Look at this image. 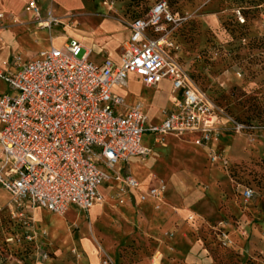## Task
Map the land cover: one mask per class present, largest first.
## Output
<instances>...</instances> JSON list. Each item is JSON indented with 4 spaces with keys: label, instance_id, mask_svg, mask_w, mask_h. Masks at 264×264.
<instances>
[{
    "label": "rangeland",
    "instance_id": "rangeland-1",
    "mask_svg": "<svg viewBox=\"0 0 264 264\" xmlns=\"http://www.w3.org/2000/svg\"><path fill=\"white\" fill-rule=\"evenodd\" d=\"M65 1L40 0L42 13L51 7L61 24L41 31L36 42L30 35L16 50L21 57L60 47L72 28L88 31L93 13L128 27L165 1L179 17L168 27L178 62L214 105L220 127L206 147L189 134L165 135L155 154L141 159L150 168L145 175L122 169L139 185L149 182L142 190L161 188L156 198L140 199L111 173L93 217L66 210L53 212L61 225L54 218L38 224L49 212H24L0 191V264H264V0L256 6L239 0H82L85 8L70 12L66 8L77 5ZM18 17L3 14L0 26ZM127 89L149 115L171 93L166 81L147 87L129 80ZM143 139L154 144L153 134ZM244 189L252 191L250 198ZM40 250L47 253L43 262Z\"/></svg>",
    "mask_w": 264,
    "mask_h": 264
},
{
    "label": "built area",
    "instance_id": "built-area-1",
    "mask_svg": "<svg viewBox=\"0 0 264 264\" xmlns=\"http://www.w3.org/2000/svg\"><path fill=\"white\" fill-rule=\"evenodd\" d=\"M23 9L39 28L61 24L51 7L43 14L37 0H28ZM178 21L166 2L158 1L129 22L118 61H93L91 49L74 38L30 59L13 54L3 61L0 78L12 92L0 94V186L15 206L27 213L37 206L54 213L70 205L88 211L111 174L103 167L138 191L140 199L156 198L161 188L142 190L137 180L121 173L131 157L150 155L144 133L155 135L158 143L168 134L194 133L195 144L205 147L216 139L217 111L190 83L168 37V27ZM129 73L148 87L169 79L171 94L180 92L174 109L160 111L159 123L148 122L140 101L128 105L112 90L125 86ZM243 193L246 199L252 196L250 189ZM46 258L40 250L38 260Z\"/></svg>",
    "mask_w": 264,
    "mask_h": 264
},
{
    "label": "crops",
    "instance_id": "crops-1",
    "mask_svg": "<svg viewBox=\"0 0 264 264\" xmlns=\"http://www.w3.org/2000/svg\"><path fill=\"white\" fill-rule=\"evenodd\" d=\"M27 1L28 0H0V12L7 14L11 17L13 15L19 14V17L16 18V20L18 21H13V19L11 18L9 20L10 23L7 26H0V68L2 69H5V67L1 64V62L5 58L10 57L12 54H19L17 53L16 50L28 44V38L30 37V35L34 36L35 38L34 41L36 42L39 39L40 40L42 39L39 36L40 32L47 29V28H39V29L36 28L37 25L34 22L35 20L34 15L31 12H24V11L22 12L23 7ZM58 2H60L62 5H67L66 4L67 2L65 0L63 1L58 0ZM69 2L75 3V5H77V8L74 9L66 8L65 12H70L77 9L81 10L85 8L84 2L82 0H69ZM38 3H40V0H38ZM57 5L59 6L58 3ZM93 15L95 16V18L88 31L79 27L76 28L70 27L75 31H73L72 36L69 38L77 39L82 44L89 47L91 49L90 58L95 62L98 63L102 62L105 58H110L113 59L114 61H118L121 45L125 40L128 39L130 35L129 28L125 27L122 23L118 21L112 20L107 17H103L98 13H93ZM85 41H89L90 43H87ZM34 55L35 54H33L30 58H32ZM30 58H24V59H30ZM0 80L3 81V83L5 84V89L1 90L0 94L6 92H12L9 85L3 79L0 78ZM129 80H132L133 82H137L142 86H146L141 82L138 75H136L135 73H129L127 77L126 85L114 86L112 90L115 93H118L121 96H123L128 105H132L135 102H137V100L135 99L132 100L130 97V95H134V94L131 92V90L127 89ZM163 81H166L168 83L169 91L171 92V81L169 79L161 80L156 86H158ZM179 101H180V92H176L173 95L170 93L166 101L155 108L156 111L155 113L149 115L143 108L145 114L148 117V122L152 124L159 123L162 119V117L160 116L161 109H170V110L174 109ZM168 103L170 104L168 107H162L163 105H167ZM145 134L148 133L143 134L142 143L143 145L151 148L150 155L155 154L153 150L154 147H156L155 144H157L158 146V144L160 143L155 142V135H153L154 144H150L149 142L144 141L143 137L145 136ZM189 135L192 138H194L195 136L194 133H191ZM154 161H155V157L153 156V159L150 161V164L153 165ZM143 162L144 161H142L138 157H131L126 163L122 164L121 169H123L126 166L128 167L130 166L131 170L134 173L145 175L150 168L147 169L146 165H144ZM103 169L109 173H112L111 170L105 167H103ZM148 186H149V182H146L145 184L142 183L140 184V187L144 189L147 188ZM100 188L101 185L99 186V190ZM0 191L3 194H7V196L9 197V193L6 190H4L1 186H0ZM133 195L136 197L135 193H133ZM101 208L102 205L99 203H95L94 206L91 207L88 211H84L77 208L74 205H70L67 211H69V213L75 212L78 215L90 212V215L93 217L101 210ZM34 209H38L40 211L39 212L40 214L43 213V211L49 212L50 214L48 218H43L40 221H37L38 224L39 223L53 224V222L50 219L54 218L55 220L54 222L61 225V219L58 216H56L53 212L40 206H37ZM81 242L82 239L80 242H78V244L85 250V247L82 246Z\"/></svg>",
    "mask_w": 264,
    "mask_h": 264
},
{
    "label": "trees",
    "instance_id": "trees-1",
    "mask_svg": "<svg viewBox=\"0 0 264 264\" xmlns=\"http://www.w3.org/2000/svg\"><path fill=\"white\" fill-rule=\"evenodd\" d=\"M258 1H261V0H239L240 3H243V2L252 3L253 6H256L257 4H259ZM136 18H141V17H136ZM136 18H134V19H136Z\"/></svg>",
    "mask_w": 264,
    "mask_h": 264
},
{
    "label": "bare ground",
    "instance_id": "bare-ground-1",
    "mask_svg": "<svg viewBox=\"0 0 264 264\" xmlns=\"http://www.w3.org/2000/svg\"><path fill=\"white\" fill-rule=\"evenodd\" d=\"M3 14H4V13H3ZM2 63H3V61L1 62V64H2ZM145 159H146V158H145ZM143 160H144V159H143ZM99 201H101V198H100V200H99ZM93 206H94V205H93ZM93 206H92V207H93ZM33 210H34V209H33Z\"/></svg>",
    "mask_w": 264,
    "mask_h": 264
}]
</instances>
